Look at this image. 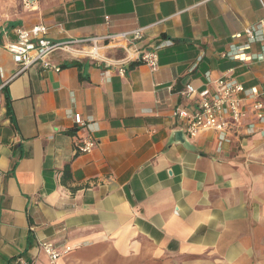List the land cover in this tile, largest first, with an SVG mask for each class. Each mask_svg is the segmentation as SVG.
Masks as SVG:
<instances>
[{"label":"crops","instance_id":"crops-1","mask_svg":"<svg viewBox=\"0 0 264 264\" xmlns=\"http://www.w3.org/2000/svg\"><path fill=\"white\" fill-rule=\"evenodd\" d=\"M263 16L264 0H39L34 10L0 0V264H264V122L251 115L255 132L233 128L219 150L216 132L176 135L185 124L174 114L197 107L180 92L204 87L207 73L264 90L263 60L223 56ZM37 24L77 47L145 27L128 45L160 46L159 66L120 74L59 51L60 71L19 72L6 45ZM87 133L96 147L79 154ZM42 241L72 249L50 262Z\"/></svg>","mask_w":264,"mask_h":264},{"label":"built area","instance_id":"built-area-1","mask_svg":"<svg viewBox=\"0 0 264 264\" xmlns=\"http://www.w3.org/2000/svg\"><path fill=\"white\" fill-rule=\"evenodd\" d=\"M25 8L34 10L39 0H22ZM146 28L136 27L131 30L120 32H107L101 36L90 37L91 44L77 47V40L68 39L54 41L47 36L48 28L44 24H37L31 28H18L15 41L6 45V49L14 56L19 65V72H23L34 65L44 69L60 71L61 67L51 62V56L56 52H65L75 58H88L97 62L111 65L124 74L126 66L132 62L149 65L153 70L159 66V55L157 47L150 50H141L128 44L141 40ZM235 39L246 38V43L232 45L223 53L224 57L241 62L251 61L257 57L264 61V16L256 25L247 27L243 32L233 35ZM166 43L171 44V41ZM254 43L261 45V54L248 52ZM111 47L124 49L125 54L119 58H110L105 50ZM233 69H229L231 73ZM202 88L187 85L180 93L190 99H198L197 107L188 111L186 109H175L174 114L184 121V132L190 138L198 137L206 132L218 134L219 150L221 143L230 142L229 132L233 128L236 134L242 132L253 133L256 130V122H264V90L258 87L247 88L240 80L232 74H225L215 79H210ZM210 85H213L211 87ZM249 104L250 112L245 109ZM256 119L247 121L250 116ZM74 120L80 127L87 124L80 113L74 114ZM247 121V122H246ZM97 140L87 133L79 136L76 144V152L79 154L91 153L96 147ZM3 172L0 169V179ZM40 246L47 255L50 262L57 261L60 257L67 255L72 247L69 245L59 246L52 241H42ZM13 264H30L19 256Z\"/></svg>","mask_w":264,"mask_h":264},{"label":"water","instance_id":"water-1","mask_svg":"<svg viewBox=\"0 0 264 264\" xmlns=\"http://www.w3.org/2000/svg\"><path fill=\"white\" fill-rule=\"evenodd\" d=\"M176 135L180 136V137H186V133L184 132V130H180L176 132Z\"/></svg>","mask_w":264,"mask_h":264}]
</instances>
